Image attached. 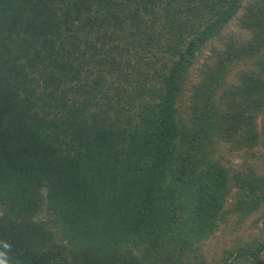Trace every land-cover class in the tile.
<instances>
[{"label":"trees","instance_id":"obj_1","mask_svg":"<svg viewBox=\"0 0 264 264\" xmlns=\"http://www.w3.org/2000/svg\"><path fill=\"white\" fill-rule=\"evenodd\" d=\"M244 2L0 0L3 264H207L252 215L219 264H261L264 170L221 153L264 148V0ZM237 16L248 39L185 99Z\"/></svg>","mask_w":264,"mask_h":264},{"label":"rangeland","instance_id":"obj_2","mask_svg":"<svg viewBox=\"0 0 264 264\" xmlns=\"http://www.w3.org/2000/svg\"><path fill=\"white\" fill-rule=\"evenodd\" d=\"M249 1L245 0L244 7L247 6ZM243 12H240V16ZM238 16L235 17L222 32L219 38L212 41L199 55L197 62L190 69L187 81V90L184 93L186 99L189 95L190 86L197 84L200 79L201 69L204 64L209 63V57L212 55L211 48L223 50L225 44L231 42H240L248 39V34L238 27ZM240 69V68H239ZM257 157L250 158L247 154L242 152H231L229 147H222L221 153L223 154L224 161L234 168H243L247 163L257 167L259 170H264V148H257L255 150ZM255 215L247 218L242 224L236 225L233 220L225 227H222L214 236L208 239L202 246L207 264H219L222 261L224 251L234 247L237 240H248L258 234V230L254 225ZM261 264H264V257Z\"/></svg>","mask_w":264,"mask_h":264},{"label":"clouds","instance_id":"obj_3","mask_svg":"<svg viewBox=\"0 0 264 264\" xmlns=\"http://www.w3.org/2000/svg\"><path fill=\"white\" fill-rule=\"evenodd\" d=\"M0 264H3V261H0Z\"/></svg>","mask_w":264,"mask_h":264}]
</instances>
